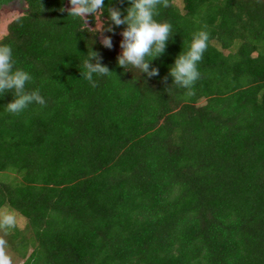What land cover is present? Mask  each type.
<instances>
[{
    "label": "trees",
    "instance_id": "obj_1",
    "mask_svg": "<svg viewBox=\"0 0 264 264\" xmlns=\"http://www.w3.org/2000/svg\"><path fill=\"white\" fill-rule=\"evenodd\" d=\"M22 1L0 46L46 106L14 115L0 96V209L26 220L0 237L21 264H264V0H170L151 78L117 63L126 25L107 9L129 0H104L93 29L60 11L70 0ZM201 30L188 97L169 71ZM91 50L114 72L95 88L80 70Z\"/></svg>",
    "mask_w": 264,
    "mask_h": 264
},
{
    "label": "clouds",
    "instance_id": "obj_2",
    "mask_svg": "<svg viewBox=\"0 0 264 264\" xmlns=\"http://www.w3.org/2000/svg\"><path fill=\"white\" fill-rule=\"evenodd\" d=\"M12 0H6L11 3ZM124 0H120L123 3ZM130 7L126 9L127 14L122 16L121 10L117 7H109V20L115 26L126 25L121 32L123 39L120 42L122 49L117 57L118 66L127 69L129 66L146 73L149 78L159 75L158 68H151L153 60L162 56L166 50L169 39L173 36L172 25L160 23L154 18L160 14V8H168L170 0H129ZM70 8H61L60 11L68 12V16L79 18L86 29L90 28L88 20L90 15L101 16L104 10V0H70ZM110 24L103 31L113 32L114 27ZM98 27V25H97ZM96 27V28H97ZM207 27V26H205ZM95 28V29H96ZM210 34L201 30L194 34L189 49L182 51L170 67L169 75L173 78L176 87L186 89L185 95H194V85L200 78L197 65L203 58V53L208 48ZM101 44L108 49L113 47L112 38L103 36ZM102 57L96 51H88L87 58L83 61L81 70L82 78L95 88L98 86L95 76H110L114 72L101 63ZM30 73L15 68L12 47L10 45L0 46V96L11 92L14 99L8 103L5 110L8 113L19 115L31 104L46 106V100L41 96L39 89L28 92L26 84L32 82ZM167 77H165V81ZM18 226L17 216L14 211L0 209V231L5 235L9 230ZM7 241L0 237V264H13L12 258L7 254Z\"/></svg>",
    "mask_w": 264,
    "mask_h": 264
},
{
    "label": "rangeland",
    "instance_id": "obj_3",
    "mask_svg": "<svg viewBox=\"0 0 264 264\" xmlns=\"http://www.w3.org/2000/svg\"><path fill=\"white\" fill-rule=\"evenodd\" d=\"M174 3L181 7V1L180 0H174ZM70 2H67L66 4V8H70ZM25 10V5L23 3L22 0H16L13 3H11L10 5L4 7L1 9L0 11V37H2L4 35L5 32V28L8 22L12 21L14 18L18 17L19 15H21L23 13V11ZM98 27H100V22L97 23ZM2 209H6L9 211H13L8 207H4ZM16 216H17V220H18V226L16 227L17 229H23L25 224H26V220L20 216L16 211H14ZM14 228V229H16ZM12 229V230H14ZM4 234L3 231H0V236ZM7 254L12 258L13 264H21L22 260L18 259V257L16 256V254L14 253L13 249L11 248V246L9 244H7Z\"/></svg>",
    "mask_w": 264,
    "mask_h": 264
}]
</instances>
